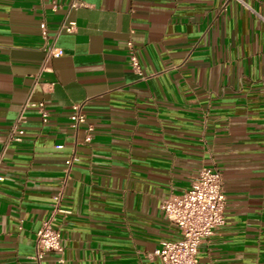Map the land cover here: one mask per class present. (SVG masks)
I'll return each mask as SVG.
<instances>
[{"label": "crops", "instance_id": "obj_1", "mask_svg": "<svg viewBox=\"0 0 264 264\" xmlns=\"http://www.w3.org/2000/svg\"><path fill=\"white\" fill-rule=\"evenodd\" d=\"M27 101L49 120L28 111L16 141ZM81 102L90 144L71 126ZM205 167L222 174L226 223L199 261L264 264V0H0V264H162L180 235L161 205ZM49 219L63 251L38 262Z\"/></svg>", "mask_w": 264, "mask_h": 264}, {"label": "built area", "instance_id": "obj_2", "mask_svg": "<svg viewBox=\"0 0 264 264\" xmlns=\"http://www.w3.org/2000/svg\"><path fill=\"white\" fill-rule=\"evenodd\" d=\"M74 6H77L74 4ZM41 35L48 42L49 30L46 20L40 23ZM77 23L70 21L62 23L59 32L75 33ZM46 60L59 57L61 52L54 44H46ZM129 60L131 68L139 73L140 61L134 50L132 42L128 43ZM86 102L76 103L72 106L71 126L78 131L81 126L85 128L86 144L93 140L94 126L87 122L85 113ZM35 110L48 122L49 113L43 102L32 103L27 101L20 112L15 125L10 130V138L21 141L25 136L23 123L26 113ZM74 158L67 162L66 176H69ZM4 177L0 175V182ZM55 213L69 214V211L61 208L62 195L55 197ZM227 197L224 190L223 178L217 168H202L194 177L191 187L181 195H171L163 201L161 210L170 225L176 227L180 238L177 240H165L155 252L162 264H202L198 259L200 247L214 236L226 223ZM63 251L61 233L55 227L53 219L42 223L36 237V253L34 260L40 262L44 257L53 253L60 255Z\"/></svg>", "mask_w": 264, "mask_h": 264}]
</instances>
